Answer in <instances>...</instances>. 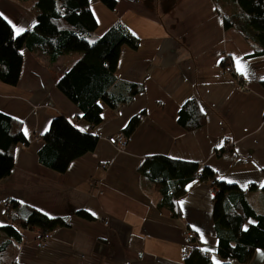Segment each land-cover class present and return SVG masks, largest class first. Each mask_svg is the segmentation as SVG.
I'll use <instances>...</instances> for the list:
<instances>
[{"label":"crops","instance_id":"obj_1","mask_svg":"<svg viewBox=\"0 0 264 264\" xmlns=\"http://www.w3.org/2000/svg\"><path fill=\"white\" fill-rule=\"evenodd\" d=\"M33 2L0 0V13L15 33L35 25ZM90 6L97 19L92 39L117 21L139 37L136 49L121 46L117 76L141 83L142 90L119 110L104 107L103 121L91 127L56 86L80 54L51 61L41 49L24 46L17 84L0 80V111L23 121L27 139L16 146L13 168L0 180V224L8 221L4 201L10 198L66 217L69 226L43 236L42 246L38 228L23 229L13 264H184L187 230L196 235L191 246L212 250V260L221 262L214 252L211 178L237 184L253 209L264 213V54H253L236 29L224 26L214 0H116L115 9L90 0ZM225 56L232 62L226 68ZM234 72L243 74L246 90ZM191 98L206 121L187 130L178 113ZM137 113L140 120L126 136L123 128ZM58 115L98 137L96 148L64 172L38 157L40 134ZM113 134L126 137L124 149L109 142ZM154 154L191 161L205 176H195L177 198L178 217L160 211L161 193L138 170ZM250 183L256 187L247 189ZM233 264H264V250L257 248L248 263Z\"/></svg>","mask_w":264,"mask_h":264},{"label":"trees","instance_id":"obj_2","mask_svg":"<svg viewBox=\"0 0 264 264\" xmlns=\"http://www.w3.org/2000/svg\"><path fill=\"white\" fill-rule=\"evenodd\" d=\"M101 1L110 9L116 7V0ZM214 2L224 26L236 29L251 44L253 54H264V0ZM30 10L36 23L20 35H16L4 17L0 18L2 82L17 84L23 48L28 45L44 51L51 61L66 53L80 54L57 80L56 86L79 108L91 127L103 121V104L119 110L141 92V83L117 76L121 46L125 44L136 49L139 45V37L122 22H115L101 36L92 39L97 19L91 10L90 0H35ZM231 64L228 56L222 58L224 68ZM262 82L264 84V80ZM178 114V121L187 130L202 127L206 121L194 98L187 99ZM139 115L134 114L123 128L126 136L138 124ZM40 138L43 144L38 151L39 161L57 172H64L73 159L93 151L98 144L97 135L80 130L63 115L53 117L48 130L40 134ZM22 142L27 143L23 121L0 111V180L10 174L15 148ZM196 168L197 165L191 161L154 154L145 157L138 170L161 193L160 211L178 217L181 212L176 200L195 178L193 172ZM199 178L204 179L205 176L200 174ZM214 179L213 218L218 235V246L214 252L222 261L214 262L211 258L213 251L208 248L191 246L185 254L184 264H233V260L248 263L257 248L264 250V213L253 209L245 190L237 184ZM255 187V183H250L247 189ZM262 191L264 193V186ZM10 200L11 204L5 207L8 221L0 224V264H13L23 229L38 228L43 237L58 227L69 226L66 217L52 216L36 207ZM77 213L91 217L85 210Z\"/></svg>","mask_w":264,"mask_h":264},{"label":"built area","instance_id":"obj_3","mask_svg":"<svg viewBox=\"0 0 264 264\" xmlns=\"http://www.w3.org/2000/svg\"><path fill=\"white\" fill-rule=\"evenodd\" d=\"M234 76H235V80L239 84V88L241 90H246L247 89V85H246L245 77L243 76V74L240 73V72H237ZM140 117H141V115H140ZM108 140H109V142H111L113 144H116L119 149H124V147L126 145V142H127L126 137L118 136V134H113V135L109 136ZM226 141L229 142L230 138H227ZM21 144L22 145H26L25 142H22ZM193 173H194V176H196V177H198L200 175V172L198 170H194ZM210 182H211V185L214 186L215 179L211 178ZM10 204H11L10 198L6 199L4 201V207H8ZM195 240H196V235L193 232H190V231L187 230V232H186V245L184 247V254H186L189 251L192 243ZM44 241H45V238L41 237L39 245L42 246L44 244Z\"/></svg>","mask_w":264,"mask_h":264},{"label":"snow or ice","instance_id":"obj_4","mask_svg":"<svg viewBox=\"0 0 264 264\" xmlns=\"http://www.w3.org/2000/svg\"><path fill=\"white\" fill-rule=\"evenodd\" d=\"M3 17V14L2 13H0V18H2ZM10 23V22H9ZM13 27H15V25H13ZM25 31V29L24 28H16V35H20L22 32H24ZM237 70L239 71V70H241L240 69V61L239 60H237ZM243 74H245V75H247V72L245 71ZM26 131V130H25ZM262 186H264V185H262ZM93 215H95V213H93Z\"/></svg>","mask_w":264,"mask_h":264},{"label":"rangeland","instance_id":"obj_5","mask_svg":"<svg viewBox=\"0 0 264 264\" xmlns=\"http://www.w3.org/2000/svg\"><path fill=\"white\" fill-rule=\"evenodd\" d=\"M30 1H35V0H30ZM79 54V53H78ZM104 107H106V105L103 104ZM103 113H104V110H103Z\"/></svg>","mask_w":264,"mask_h":264}]
</instances>
